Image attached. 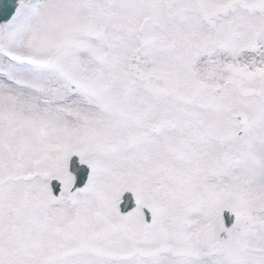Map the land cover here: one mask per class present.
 I'll return each instance as SVG.
<instances>
[{
	"label": "snow or ice",
	"instance_id": "1",
	"mask_svg": "<svg viewBox=\"0 0 264 264\" xmlns=\"http://www.w3.org/2000/svg\"><path fill=\"white\" fill-rule=\"evenodd\" d=\"M0 264H264V0H0Z\"/></svg>",
	"mask_w": 264,
	"mask_h": 264
}]
</instances>
